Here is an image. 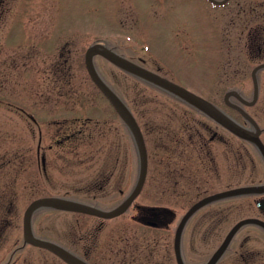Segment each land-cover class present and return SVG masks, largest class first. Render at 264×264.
I'll return each instance as SVG.
<instances>
[{
    "label": "flooded vegetation",
    "instance_id": "af4514ba",
    "mask_svg": "<svg viewBox=\"0 0 264 264\" xmlns=\"http://www.w3.org/2000/svg\"><path fill=\"white\" fill-rule=\"evenodd\" d=\"M140 1L141 5L130 6L134 14L146 15L141 17L169 15L177 19L180 15L179 8L188 7L192 14L209 17L214 24L216 23L202 39L194 30L183 31L184 34L180 35L181 28L176 23L175 29L168 34V46L171 51L166 58L170 65L164 61L165 69L155 59H146L141 50L132 48V53H139L136 56L137 61H134L133 57L125 59L114 52L124 60L188 91L210 107L214 116L186 103L171 91L113 65L128 76L147 84L149 88L161 92L173 102L168 109L162 111L163 123L151 126L145 132L133 109L111 90L137 124L146 150V174L137 197L124 213L111 219L51 207L39 208L31 216L30 229L33 237L63 251L68 260L61 259L48 249L26 243L23 237L22 217L20 238H0V264H208L216 255L213 264H264V210L257 207V203L264 201V191L237 196L257 197L252 203L260 218L248 219H257L263 225L249 224L255 226L253 230L244 229L247 225L240 227L220 253L219 250L224 245L227 235L242 221L231 226L229 222L227 226H219L220 222L214 221L220 210L230 214V206L222 208L211 206L213 202L218 201L215 200L198 208L184 221L188 210L209 196L235 189L264 187V180L262 181L260 177L264 175L262 150L253 140L232 132L217 119V116L225 118L248 132L260 141L264 149V110L251 115L260 89L262 90L264 86V0ZM6 3L7 0H0V10H4ZM87 49L83 54L84 68ZM57 53L58 60L44 54L39 59L40 54L37 51L20 54L15 60H0V95L8 88H12L21 78L22 70L27 69L37 76L40 75L42 82H47L48 85L54 82L58 84L56 93L51 92L49 88L47 92L36 94L34 103L40 110L37 117L34 118L22 109H16L17 114L31 119L33 131L37 132L35 142L37 173L49 179V172L53 168L47 155L56 150L55 148L63 146V168L66 170L67 179L71 175V183L74 184L72 192L91 199L88 203L86 200L71 202L93 210L112 211L133 194L138 183L140 162L137 173L133 174L129 169L131 153L134 156L133 147H137L134 135L89 77L91 84L110 104L119 121V124L113 127H120L112 133L114 136L113 157L110 163L112 172L105 177L102 174L103 133L81 126L91 122L90 119L77 120L75 117L68 120L65 123L75 127H70L69 133L63 137L48 140L47 134H41L38 118L45 119L48 126L60 124L59 121L52 120L49 104L62 102L68 105L66 111L75 114L76 108L86 105L92 98L74 88L72 69L66 65L68 58H64L65 61L60 63L61 52ZM189 54L197 64L201 58L202 68L207 70L206 74L203 73L201 78L196 79L192 90L183 88L176 82L180 77L175 68L178 57L181 58L182 55L188 57ZM74 61L79 63L78 60ZM57 63L66 67H60ZM9 78L10 81L14 80V83L7 88L3 82ZM183 102L192 110V116H183ZM160 114L161 111L158 115ZM255 115L261 122L257 121ZM247 116L255 125L251 124ZM151 139L159 145L153 149L154 157L150 153ZM137 153L136 150V155ZM138 156L139 153L137 160ZM152 163L159 166V173L150 172ZM109 182L113 187L111 190L104 188ZM96 186L98 189H95ZM214 188L224 190L210 194ZM106 192L118 197L119 203L110 209H102L98 204L92 203L97 195H106ZM157 192L163 197L159 206L149 205L142 199ZM184 194L202 197L183 211L181 200ZM12 196L7 208H12L15 202L16 196ZM40 210L47 214L48 220H45L44 226L37 229L32 218L34 213ZM55 211L61 212L65 218L63 228L58 230V233L55 232L57 227L54 226ZM6 224L10 225L12 221L8 220ZM41 232H45V235H41ZM176 236L179 238L177 251ZM29 249L40 251L41 256L36 263L27 259L29 253H26V250Z\"/></svg>",
    "mask_w": 264,
    "mask_h": 264
},
{
    "label": "rangeland",
    "instance_id": "374dc122",
    "mask_svg": "<svg viewBox=\"0 0 264 264\" xmlns=\"http://www.w3.org/2000/svg\"><path fill=\"white\" fill-rule=\"evenodd\" d=\"M194 1L200 2L201 0ZM130 4L141 5V1L7 0L3 10L4 15H2V9L0 10V60H15L18 55H25L28 51H37L40 54L39 59L44 54L48 57H55V60H58L56 56L60 51V63L65 61L64 58H68L66 65L72 69L74 88L85 93L88 98H92L87 101L86 105L76 108L75 114L66 111L68 105L62 102L49 104L50 113L53 115L52 120L59 121L60 124L48 126L45 119L38 118L42 129L41 134H47L48 140H52L53 137H63L69 133L70 127H75L65 122L75 117L77 120L90 119L91 122L81 126L103 133L101 157L104 161L102 166L104 177L112 172L110 165L113 157L114 136L112 133L120 126L113 127L119 124V121L110 104L97 92L85 72L83 54L87 47L94 43H100L125 59L129 60L133 57L134 61H137L136 56L139 53H132V48L141 50L146 59H155L164 68L166 63L170 65L166 58L171 51L168 46V34L175 29L176 23L180 25V35L184 34L183 31L194 30L200 39L205 38L216 25L209 17L192 14V10L188 7L179 8L180 15L174 19L169 15L141 17L146 15L134 14ZM74 60H78L79 63ZM60 63L57 65L66 67ZM93 64L102 81L133 109L145 132L151 126L163 123L162 111L168 109L173 103L164 94L149 88L140 80L128 76L100 57H94ZM146 67L150 68L149 65ZM202 67L201 58L197 64L191 54L188 57L182 55L180 58L179 56L175 68L180 73V77L176 82L183 88L192 90L196 79L201 78L203 73H207V70ZM12 83L14 80L10 81L9 78L3 82V85L8 88ZM57 86L58 84L55 82L51 85L42 82L40 75L37 76L27 69L22 70L21 78L16 84H13L12 88H8L3 95H0V238H20L25 209L34 200L42 198L41 196L91 202V199L72 192L74 184L71 183V175L67 179L66 170L64 171L63 168V146L59 149L55 148L56 150L47 155L48 159H51L53 168L49 172V179L43 175L41 177L37 173L35 159L37 132L33 131L32 121L29 117H22L16 112V109H22L34 118L37 117L40 110L34 103L36 94L47 92L49 88H51V92L56 93ZM263 110L264 86L262 90L260 89L257 103L251 115ZM160 111L161 114L158 115ZM182 114L183 116H192V110L184 102L182 103ZM256 119L261 122L257 116ZM46 129L59 131L47 132ZM150 141V153L154 157L153 149L157 147L158 143L152 139ZM136 150L137 147H133L134 156L131 153L129 162V169L133 174L137 173V168H139ZM158 168V165L152 163L150 172L159 173ZM260 169H262V165H260ZM260 177L263 181L264 175ZM111 186V182H109L104 188L111 190L113 189ZM95 189H98V186ZM218 190H224V188H214L209 193L213 194ZM106 193V195H97L92 203L98 204L102 209H110L119 203L118 197ZM12 195L16 196L15 202L12 208H7L10 198H13ZM199 197L202 196L184 194L181 200L183 211L190 208ZM256 198V196L232 197L213 202L211 206L214 207L230 206V214L220 210L219 216L214 221L220 222L219 226H227L228 222L231 226L244 219L260 218L252 203ZM142 199H145L149 205L159 206L162 204L163 197L157 192L142 197ZM62 216L61 212L53 213L54 226L57 227L55 232L57 233L63 228V219L65 220V218ZM8 220H11L12 224H6ZM32 220L35 228L39 229L40 226L45 225V220H48L47 214L40 210L34 213ZM253 227L255 226L247 225L244 229L253 230ZM41 235H45V232H41ZM57 237L56 234L55 238ZM26 253H29L27 259L32 263H36L41 256L39 255L40 251L36 249L26 250ZM43 257L49 258L48 256Z\"/></svg>",
    "mask_w": 264,
    "mask_h": 264
},
{
    "label": "water",
    "instance_id": "95a60500",
    "mask_svg": "<svg viewBox=\"0 0 264 264\" xmlns=\"http://www.w3.org/2000/svg\"><path fill=\"white\" fill-rule=\"evenodd\" d=\"M94 56H100V57L104 58L106 61H108L109 63H111L112 65H115V66H117V67H119L125 71L133 73L134 75H136L142 79H145V80H147V81H149V82H151V83H153L159 87H162L166 90H169L172 93L179 96L186 103H188L190 105L197 106L202 111H204L205 113H209L211 116H214V114H212L210 107L205 105V103L200 101L197 97H195L194 95H192L188 91H186V90H184L178 86H175L171 83H168L167 81H165V80L161 79L160 77L148 72L147 70L140 68V67L124 60L123 58L119 57L114 52H112L111 50H109L108 48L104 47L101 44H94L93 46L89 47L85 53V69H86V72H87L91 82L97 87V89L109 101L111 106L116 110V112L118 113L120 118L123 120V122L126 124V126H128L131 133L134 135L137 150L139 153L140 175H139L138 183L136 185V188H135L133 194L129 198H127V200L125 202H123L119 207H117L116 209L109 211V212L93 210V209H90L86 206H83V205H80V204H77V203H74L71 201L58 199V198H40L38 200L33 201L28 206V208L25 210L24 216H23V237H24V241L26 243L31 244V245L40 246V247H43L45 249H48V250L52 251L53 253H55L58 257H60L63 260H68L66 254L63 251L59 250L58 248H56L50 244L36 240L33 237L32 233H31V229H30L31 216H32L33 212L38 210L39 208H42V207H51V208L61 210V211H72V212L93 214V215H96V216L104 218V219H111V218L117 217V216L121 215L122 213H124L126 211V209L128 208V206L132 203V201L137 197V195H138V193L142 187V184H143V181L145 178V174H146V166H147L146 150H145L144 143H143L141 134L139 132L138 126L135 123L132 116L126 110L124 105L120 102V100L116 97V95L110 90V88L101 80V78L96 73V71L94 69V65L92 63V59ZM246 118H249V117L247 116ZM217 119H219L220 124L224 125L228 129H230L232 132H234V133H236L242 137L253 140L255 142V144L259 147V149L262 150V155L264 157V149H263V146L258 139L252 137L248 132L240 129L235 124L226 120L225 118L217 116ZM249 120H250L252 125H255V123L250 118H249ZM263 191H264V187H262V188H242V189H235V190L227 191V192L220 193L217 195L209 196V197L201 200L200 202L194 204L188 210V212L185 214L184 221L187 220V218L190 215H192L198 208H200L201 206H203L207 203H210L212 201L227 198V197H237V196L245 195V194L262 193ZM257 207L261 210H264V201L257 203ZM249 224L263 225L262 222H260L257 219L242 220L236 226H234V228L231 230V232L227 235V237L224 241V245L219 250V253L223 250V247H225L228 244V242L230 241V239L232 238L234 233L240 227L245 226V225H249ZM178 242H179V238H178V236H176L175 237L176 251H177V247H178ZM216 257H217V255L214 258H212L208 262V264H213Z\"/></svg>",
    "mask_w": 264,
    "mask_h": 264
}]
</instances>
